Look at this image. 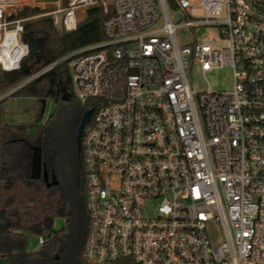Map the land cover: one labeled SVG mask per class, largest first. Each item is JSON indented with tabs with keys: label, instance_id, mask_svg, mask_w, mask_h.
Listing matches in <instances>:
<instances>
[{
	"label": "built area",
	"instance_id": "built-area-1",
	"mask_svg": "<svg viewBox=\"0 0 264 264\" xmlns=\"http://www.w3.org/2000/svg\"><path fill=\"white\" fill-rule=\"evenodd\" d=\"M14 2L0 0V69L29 51ZM95 5L105 39L65 57L73 94L94 105L85 259L264 264V0H61L46 14L72 31ZM194 61L231 65L233 87L192 88Z\"/></svg>",
	"mask_w": 264,
	"mask_h": 264
},
{
	"label": "trees",
	"instance_id": "trees-1",
	"mask_svg": "<svg viewBox=\"0 0 264 264\" xmlns=\"http://www.w3.org/2000/svg\"><path fill=\"white\" fill-rule=\"evenodd\" d=\"M46 12L28 5L17 12L23 19V40H33L36 47L29 48L19 68L0 69V94L29 73L32 65H25L32 55L34 62L44 56L43 66L72 49L105 39L102 24L108 13L100 6L88 8L72 31L56 26L50 15L34 18ZM10 95L52 96L55 108L42 123L5 122V97L0 98V264H93L83 254L88 211L74 136L82 113L94 105L91 99L83 102L73 95L66 59ZM57 217L63 218V225L54 228ZM29 234L45 237L37 249H28Z\"/></svg>",
	"mask_w": 264,
	"mask_h": 264
},
{
	"label": "rangeland",
	"instance_id": "rangeland-1",
	"mask_svg": "<svg viewBox=\"0 0 264 264\" xmlns=\"http://www.w3.org/2000/svg\"><path fill=\"white\" fill-rule=\"evenodd\" d=\"M23 3V2H21ZM19 3V4H21ZM22 7L14 2L7 6V16H13L17 14ZM50 9H56V5L52 6ZM174 11L173 8H171ZM46 10V9H45ZM48 10V9H47ZM61 16V13L57 14ZM176 20L183 21L185 18L180 14V12H173ZM40 16H48L47 14L38 15L36 18ZM23 25V22H22ZM213 33H215L213 31ZM180 41H185L188 37L186 31L181 30L180 32ZM220 44H224V41L219 40ZM66 54H63L61 57L56 59L55 61L41 65L42 59L44 56H38L41 61L34 62V58L36 56H31L26 60V65H32L30 68L28 67L29 73L20 80L17 84H24L34 80L36 77L42 75L44 72L48 71L55 63L65 60ZM41 65V66H40ZM26 68V67H25ZM189 83L192 88L197 90L206 89L208 86L213 90H229L233 87V70L232 66L229 64H223L221 66H215L208 70L203 71L200 67L199 62L194 61L191 66ZM5 91V90H4ZM72 91V89H71ZM74 95V94H73ZM14 95H10L6 99L3 100L2 110L4 111V116L10 120L31 123L32 125L37 123L44 122L48 116L52 113L55 108V100L52 96H45L43 99H40L35 96H18L17 99L13 100ZM63 225V218L57 217L54 220V228H59ZM217 232L216 230H211V233ZM40 246L38 242V235L29 234L28 235V249L34 250Z\"/></svg>",
	"mask_w": 264,
	"mask_h": 264
},
{
	"label": "water",
	"instance_id": "water-1",
	"mask_svg": "<svg viewBox=\"0 0 264 264\" xmlns=\"http://www.w3.org/2000/svg\"><path fill=\"white\" fill-rule=\"evenodd\" d=\"M27 45L29 46L30 49H33L36 47V44L33 40L31 39H27L26 40ZM92 112V109H86L84 110V112L82 113L80 120H79V124L77 127V131H76V135H75V148H76V155H77V159H78V167L81 166V142H82V136L84 133V127L85 124L88 122L90 114ZM77 182H79V176H77L76 178Z\"/></svg>",
	"mask_w": 264,
	"mask_h": 264
},
{
	"label": "crops",
	"instance_id": "crops-1",
	"mask_svg": "<svg viewBox=\"0 0 264 264\" xmlns=\"http://www.w3.org/2000/svg\"><path fill=\"white\" fill-rule=\"evenodd\" d=\"M18 5L19 7H24L25 5H28V6H37L41 9H48L46 13L48 12H51L52 9H50L52 6H55L57 7V4L61 1V0H14ZM23 2V3H21ZM21 3V4H19ZM55 10V9H53ZM45 13V14H46ZM6 91V90H5ZM10 95L8 96H4L6 99L7 97H9ZM13 100L17 99L16 96L12 97ZM4 110V109H3ZM2 110V119L5 121V122H15V123H18V121H14V120H10L8 118H6L4 115V111Z\"/></svg>",
	"mask_w": 264,
	"mask_h": 264
},
{
	"label": "flooded vegetation",
	"instance_id": "flooded-vegetation-1",
	"mask_svg": "<svg viewBox=\"0 0 264 264\" xmlns=\"http://www.w3.org/2000/svg\"><path fill=\"white\" fill-rule=\"evenodd\" d=\"M78 124H79V122H78ZM77 127H78V125H77ZM77 127H76V131H77ZM75 135H76V132H75ZM74 138H75V136H74ZM75 140V139H74ZM81 167V166H80Z\"/></svg>",
	"mask_w": 264,
	"mask_h": 264
}]
</instances>
